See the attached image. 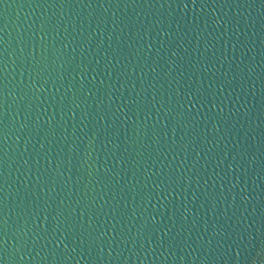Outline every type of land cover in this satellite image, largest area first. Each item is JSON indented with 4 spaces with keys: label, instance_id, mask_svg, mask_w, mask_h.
Segmentation results:
<instances>
[{
    "label": "water",
    "instance_id": "water-1",
    "mask_svg": "<svg viewBox=\"0 0 264 264\" xmlns=\"http://www.w3.org/2000/svg\"><path fill=\"white\" fill-rule=\"evenodd\" d=\"M0 264H264V0H0Z\"/></svg>",
    "mask_w": 264,
    "mask_h": 264
}]
</instances>
